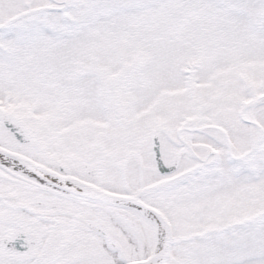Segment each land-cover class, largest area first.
Returning a JSON list of instances; mask_svg holds the SVG:
<instances>
[{
    "label": "snow or ice",
    "instance_id": "6c2138e0",
    "mask_svg": "<svg viewBox=\"0 0 264 264\" xmlns=\"http://www.w3.org/2000/svg\"><path fill=\"white\" fill-rule=\"evenodd\" d=\"M0 264H264V0H0Z\"/></svg>",
    "mask_w": 264,
    "mask_h": 264
}]
</instances>
